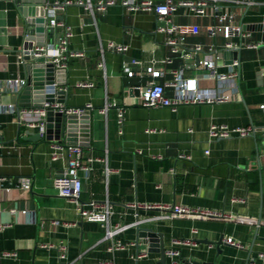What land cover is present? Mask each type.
I'll return each instance as SVG.
<instances>
[{
	"label": "crops",
	"instance_id": "0c3cea01",
	"mask_svg": "<svg viewBox=\"0 0 264 264\" xmlns=\"http://www.w3.org/2000/svg\"><path fill=\"white\" fill-rule=\"evenodd\" d=\"M55 1L47 0V4ZM254 1L244 7L234 6V10L237 20L250 33L245 40L264 44V0ZM20 6L17 0H0L2 81L26 78L32 82L33 62L20 58V54L27 25L39 16L36 12L24 16ZM60 16L74 34L70 48L84 50L85 56L70 59L66 84L58 85L55 95L58 100V90H64L67 107L83 108L92 103L90 125L84 132L80 129L75 134L66 133L61 142L55 137L47 138L46 131L39 140L27 139L26 131L39 132L28 125L37 120L36 114H20V110L37 108L33 91L24 94L25 88L13 91L0 87V139L4 144L0 147V249L15 254L1 258L0 264H63L59 259L62 244L66 246L67 260L79 264H162L160 248L162 244L171 248L174 238L195 240L193 245L179 246L180 264H205L215 259L217 264H247L249 256L256 259L255 264H264L260 256L264 254V47L245 48L238 55L240 75L237 99L233 101L182 104L176 110L145 106L142 94L151 79L146 68L152 60H162L169 54L166 36L156 31L155 14L128 11L120 4L104 11L96 9L92 14L72 4ZM213 20L197 17L187 8L174 16L177 23L202 26ZM64 32L56 27L52 39L57 42ZM109 40L129 47L126 53L106 52L104 78L98 67V44ZM187 43L205 47L214 43L220 47L224 39L201 32L189 35ZM204 57L201 52L191 59H176L173 64L156 63V68L164 71L158 81L172 79L171 70L179 67L186 77L204 72L205 68L196 64L197 58ZM236 57L224 51L218 69L227 71ZM134 59L142 64H133ZM127 66L136 72L133 76L125 72ZM82 80H93L96 85L77 87ZM199 83L201 87L215 85L208 80ZM50 84L47 79L44 99L54 95L47 91ZM135 86L141 88L139 93L129 91ZM167 93L173 95V89L168 88ZM114 100L118 107L102 113L106 103ZM118 108L124 109L122 122ZM213 123L252 126L254 132L245 137L211 139L209 129ZM71 140L84 143L86 160L107 156L109 174L104 171L106 164L98 160L89 172L80 171L81 199L109 196L115 206L114 222L132 223L137 213L141 217L161 213L127 207L133 202L199 206L224 215L148 221L141 226L152 228L151 236L138 242L137 227H131L118 236L127 246L111 252L104 227L82 219L76 204L60 196L53 186L55 177L67 166L66 159H51L53 145ZM27 178L31 180L30 189L22 185ZM222 235L221 254L215 245L203 241H217ZM229 236L239 240L243 248L229 245L225 241Z\"/></svg>",
	"mask_w": 264,
	"mask_h": 264
},
{
	"label": "built area",
	"instance_id": "2783aa9c",
	"mask_svg": "<svg viewBox=\"0 0 264 264\" xmlns=\"http://www.w3.org/2000/svg\"><path fill=\"white\" fill-rule=\"evenodd\" d=\"M254 0H64L46 3L45 27L63 28L65 32L59 37L57 42L50 38L48 40L47 33L43 36V44H36L32 48L35 57L44 56L46 63H52L53 67V88L58 87L56 70L69 68L71 58H81L85 56V51L80 49L70 48V41L73 37L72 28L63 20L59 19V13L66 10L72 4L79 5L85 8L88 12L94 14L95 10L104 11L110 6L120 4L124 9L132 12L147 11L153 12L156 16V31L166 36L165 44L169 49V54L162 60H152L147 66V72L151 75L145 91L142 94V104L145 106H165L176 110L182 104H197V103H224L237 99L238 79L240 58H233L228 64V70L223 72L218 69L219 61L223 60L224 51H237L245 48H259L260 43L247 42L245 39L250 35L244 29V26L237 20L234 6L244 7L253 4ZM181 8L189 9L195 16L203 18H214L208 24L202 26L199 23H177L174 21V16ZM205 32L208 37L214 38L218 35L224 39L223 45L220 47L214 43L205 47L201 43L188 44L187 37L189 35L200 34ZM128 45L118 43L112 40L106 43L100 42L98 50L100 58L98 67L102 70L104 78L107 77V66L105 60L106 52L126 53ZM203 52L204 59L199 60V65L205 68L204 72L197 73L195 76L186 77L182 68H174L171 70L172 79L158 81V78L164 76V71L161 68H156L155 64H173L176 59H191L195 55ZM25 49L22 48L20 58H24ZM133 64H142L141 60L134 59ZM129 76H133L136 72L132 67L124 68ZM208 80L215 83L211 87H201L200 81ZM28 80L26 78H14L6 81L0 80V87L5 90L20 91L26 87ZM93 80H82L77 83L79 88L95 87ZM173 89V95H168L167 89ZM48 97L43 101V106L40 108L20 110L21 115L28 113L36 114L37 120L28 122V125L33 128H38L40 134L46 131V115L49 109L61 111L68 115H81L85 109L93 107L92 103H88L86 107L74 108L64 107V104L58 102L55 95ZM117 101H109L104 108L101 109L105 113L110 107H118ZM264 107V105H263ZM119 121L124 118V109L118 108ZM154 131V130H152ZM254 132L252 126L246 127H230L225 124L213 123L209 129V137L211 139L228 138L231 136L245 137ZM3 141L0 139V147ZM54 151L51 159H66L67 166L63 173L56 176L53 186L62 197L69 199L76 204L79 215L82 219H87L93 222H99L105 229V240L110 241L109 251L115 252L124 249L127 243L118 239V236L124 233L127 229L134 226H141L148 221H157L167 217H221L224 214L209 208L192 207L183 204H163L150 202H133L128 203L127 207L137 211H152L159 210L161 213L141 217L137 213L135 221L132 223L114 222L115 206L109 196L98 199L92 198L88 201H82L81 194L83 191V177L80 171L89 172L93 167L95 160L106 164L105 174H109L111 169L107 166V156L95 159L93 157L84 158V144L78 143H55ZM181 157H185L181 155ZM23 187L30 189L31 180L23 179ZM166 211V214L162 212ZM229 217L231 215H228ZM193 232H197L196 229ZM225 241L236 248H243V244L234 237L229 236ZM134 245L135 243H131ZM173 246L166 249L165 254L170 259L169 264H180L181 251L179 246L187 244H195L194 239H179L172 240ZM46 247V245H44ZM52 247V245H50ZM59 259L63 264H79L77 261L67 260L66 246H60ZM15 255L10 251L0 249V259L7 256ZM264 257V254H260ZM256 259L250 258L249 264H255ZM97 264H112V261H101Z\"/></svg>",
	"mask_w": 264,
	"mask_h": 264
},
{
	"label": "water",
	"instance_id": "95a60500",
	"mask_svg": "<svg viewBox=\"0 0 264 264\" xmlns=\"http://www.w3.org/2000/svg\"><path fill=\"white\" fill-rule=\"evenodd\" d=\"M18 3L21 4L19 7L20 10L23 12L24 16L28 15H34V13H38L39 17L32 18L29 25H27V34L25 36V43L23 48L25 49V58L27 60H30L33 62L32 67L30 69L32 70V82L28 80V84L26 85L24 89V94L27 92L33 91L34 96V106L35 107H42L44 99V92L46 91L45 85L47 79L52 84V78H53V67L54 65L52 63H46V59L44 56L42 57H35L33 55V46L34 42L36 44H43L44 38L43 36L45 33H47V36L49 38H52L55 28L53 27H45V18L43 17L46 14V3L47 0H41L40 2H37L36 0H17ZM59 19H63V17H59ZM32 25V26H30ZM264 47V44L260 45V48ZM241 50L237 51H226L227 55H233L234 57L240 55ZM196 64H199V58H197ZM66 69H58L56 70V76L59 86H64L66 84ZM49 85L47 88V91L49 93H54L53 85ZM129 91L131 93L136 92L139 93L141 91V88L139 86H135L132 88H129ZM59 99L58 102L65 103V99H63V95L65 94L64 90H58ZM25 97V96H24ZM64 107H67L64 104ZM89 109H85L84 112L81 115L71 114L68 115L66 113H63L61 111H56L54 109H49L46 115V132L48 133L47 138H53L59 139L61 142V138L68 133V135L75 134L80 129L82 132L86 131L87 128H89L90 125V119H89ZM55 133V135H53ZM26 134L29 135V137H26L30 140H39L41 137V134L39 132H32V131H26ZM76 136V135H75ZM255 136V135H254ZM69 143H77L76 140L68 141ZM84 144V143H82ZM137 232H138V242L141 238L142 240H146L148 236H151L153 232V229L150 227L145 226H137ZM206 243H210L216 246L218 250V254L222 253L221 245L224 243V236L222 235L219 240L217 241H211V240H203ZM161 261L162 264H167V256L165 254L166 248L164 244H162L161 248ZM251 256H249L248 259H250ZM196 264H202L197 262ZM205 264H217V259H215L213 262L205 263ZM249 264V260L247 262Z\"/></svg>",
	"mask_w": 264,
	"mask_h": 264
}]
</instances>
